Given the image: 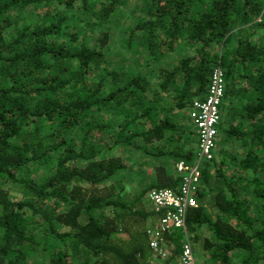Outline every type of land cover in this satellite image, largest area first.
Listing matches in <instances>:
<instances>
[{
    "label": "trees",
    "instance_id": "1",
    "mask_svg": "<svg viewBox=\"0 0 264 264\" xmlns=\"http://www.w3.org/2000/svg\"><path fill=\"white\" fill-rule=\"evenodd\" d=\"M216 70L222 144L161 264L186 235L208 264H264V0H0V264H155L146 229L163 210L147 195L180 185L170 159L196 157L178 112ZM119 147L150 156L138 193L106 184L130 174Z\"/></svg>",
    "mask_w": 264,
    "mask_h": 264
},
{
    "label": "built area",
    "instance_id": "2",
    "mask_svg": "<svg viewBox=\"0 0 264 264\" xmlns=\"http://www.w3.org/2000/svg\"><path fill=\"white\" fill-rule=\"evenodd\" d=\"M224 91L221 74L216 70L211 77L206 98L194 101L188 110V115L197 131L196 157L193 160H179L173 165L174 172L181 176V183L177 189H153L148 193L150 206L155 210H163V213L146 229L152 259L159 264L172 255L171 248L166 244L163 235L171 233L175 228L185 231L186 211L197 206L194 195L200 186L203 165L214 157L218 141L220 106ZM170 264H201L196 260L192 243L187 235L183 239L177 259Z\"/></svg>",
    "mask_w": 264,
    "mask_h": 264
},
{
    "label": "rangeland",
    "instance_id": "3",
    "mask_svg": "<svg viewBox=\"0 0 264 264\" xmlns=\"http://www.w3.org/2000/svg\"><path fill=\"white\" fill-rule=\"evenodd\" d=\"M139 1L140 0H130V3L134 4V3H138ZM30 12H31L30 15L25 14V16H24L26 22L35 21V19L37 18V15L39 13V10H35V11L31 10ZM13 13H15V12H13ZM124 19L125 18H122V21H124ZM116 36H118V37H116ZM119 38H120L119 34H118V32H116L115 37L113 38L114 42L112 44H110V46H109V52L113 57H115L113 54L115 53V50L117 49V47L121 43L120 42L121 40H119ZM136 51H137V53L135 54ZM135 52H134L132 59L138 58L140 60L136 61L133 64L134 69L138 70V68H141V66L144 69H148V70L151 69L152 73L150 74L149 79L153 82H157L156 79L158 77V68H159L158 62H153L148 67H145L143 64L144 62H142V60H141L142 54H140L139 50H137L136 48H135ZM188 110H189V107L185 108L181 112H178V115L182 116V114H183V115L187 116ZM187 129L189 130V127H186V130ZM184 134H186V132ZM220 144H222V142H220V141L217 142V148L220 147ZM190 145H193L192 141H191ZM233 145H234V151H235L234 153L235 154L239 153L238 151H240V149L242 150V148H240V146L237 145V143H234ZM114 153L116 155L121 156V158H122V160L126 166L131 167L130 174L127 171H123V172L121 171V172L117 173V175H114L112 178H110L109 181L106 182V184L116 183L117 188L122 184L126 188V190L132 194L138 193L142 188L149 185L148 180H146L148 173L152 170L151 169V163L152 162L150 161L149 155L142 153L140 150L130 149V148H126V147L115 148ZM174 163H175L174 159H170L169 164L174 165ZM119 179H121V183H118ZM199 184L201 185V182ZM11 191H12L11 192L12 196H14V198H16V199L21 198V195L15 189H13ZM147 201H148V199H146V202ZM145 206L146 207L150 206L149 201H148V203L145 204ZM202 243H203V240L201 238L197 242V244L195 246L196 248L194 249L193 245H192V248L194 250V254L196 256L197 262L201 263V264H208L207 255H206L207 251L205 249H203ZM241 259H242L241 256H234L232 258L231 264H240ZM154 262H155V264H158V262H156V261H154Z\"/></svg>",
    "mask_w": 264,
    "mask_h": 264
},
{
    "label": "crops",
    "instance_id": "4",
    "mask_svg": "<svg viewBox=\"0 0 264 264\" xmlns=\"http://www.w3.org/2000/svg\"><path fill=\"white\" fill-rule=\"evenodd\" d=\"M170 172L173 173L174 170H173V165L170 167Z\"/></svg>",
    "mask_w": 264,
    "mask_h": 264
}]
</instances>
